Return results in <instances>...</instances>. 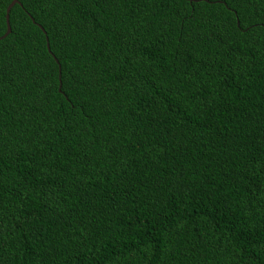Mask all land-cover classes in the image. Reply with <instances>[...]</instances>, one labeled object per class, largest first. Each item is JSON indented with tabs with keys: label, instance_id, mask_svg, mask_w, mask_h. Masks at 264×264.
<instances>
[{
	"label": "trees",
	"instance_id": "trees-1",
	"mask_svg": "<svg viewBox=\"0 0 264 264\" xmlns=\"http://www.w3.org/2000/svg\"><path fill=\"white\" fill-rule=\"evenodd\" d=\"M8 23L0 264H264V0H18Z\"/></svg>",
	"mask_w": 264,
	"mask_h": 264
},
{
	"label": "snow or ice",
	"instance_id": "snow-or-ice-1",
	"mask_svg": "<svg viewBox=\"0 0 264 264\" xmlns=\"http://www.w3.org/2000/svg\"><path fill=\"white\" fill-rule=\"evenodd\" d=\"M6 2V0H0V5H3ZM98 3H107L108 0H97ZM204 2H215L220 4H227L229 3V0H193V8L195 4L198 3H204ZM231 4L236 6V9L238 11H243L246 6H251L253 4V0H230ZM237 19H239V15L237 13ZM9 27L11 28V31H9ZM7 33H11L13 36L12 41H8ZM18 38V34L12 32V24L9 23L8 25H5L3 22V12L0 11V54H2L5 46L7 43H14V41ZM23 39L27 40L29 43H32L36 40H38V36L35 31L32 29H29L27 32L24 33ZM47 50L55 56V52L53 51L54 44L52 42H49L45 45ZM45 70L49 69V65H44ZM51 74H52V86L60 88L63 90L68 82L69 79V72L66 70L65 66L59 65V61L56 62L55 65H52L50 68ZM76 104L73 103L72 107H75Z\"/></svg>",
	"mask_w": 264,
	"mask_h": 264
},
{
	"label": "water",
	"instance_id": "water-1",
	"mask_svg": "<svg viewBox=\"0 0 264 264\" xmlns=\"http://www.w3.org/2000/svg\"><path fill=\"white\" fill-rule=\"evenodd\" d=\"M15 3H18V0H10V2L7 4V6L5 7V14H4V20H5V25H8V12H9V9L10 7L15 4ZM41 28V27H40ZM42 30V28H41ZM9 31H10V28H9ZM7 34V32H6ZM46 40V38H45ZM47 44V42L45 43V45ZM47 49V48H46ZM56 60V59H55Z\"/></svg>",
	"mask_w": 264,
	"mask_h": 264
}]
</instances>
